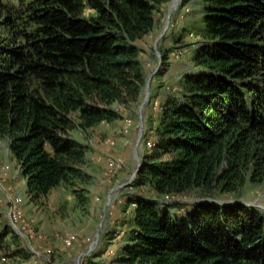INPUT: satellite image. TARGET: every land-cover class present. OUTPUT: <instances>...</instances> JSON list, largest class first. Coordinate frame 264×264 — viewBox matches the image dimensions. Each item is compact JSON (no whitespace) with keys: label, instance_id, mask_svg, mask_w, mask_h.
<instances>
[{"label":"trees","instance_id":"16d2710c","mask_svg":"<svg viewBox=\"0 0 264 264\" xmlns=\"http://www.w3.org/2000/svg\"><path fill=\"white\" fill-rule=\"evenodd\" d=\"M168 1H0L8 34L0 43V138L8 137L32 199L83 176L86 146L73 131L119 118L113 103L139 100L137 41ZM202 1L199 68L183 75L184 91L165 107L131 183L153 195L126 201L134 207L122 264H264L258 208L200 201L171 215L175 203L162 202L238 189L264 144V0ZM8 235L16 242L5 228L0 252Z\"/></svg>","mask_w":264,"mask_h":264},{"label":"rangeland","instance_id":"374dc122","mask_svg":"<svg viewBox=\"0 0 264 264\" xmlns=\"http://www.w3.org/2000/svg\"><path fill=\"white\" fill-rule=\"evenodd\" d=\"M0 1L15 6L19 0ZM203 7L202 0H169L155 11L154 27L137 41V58L145 75L139 100L127 107L113 103L119 118L71 133L86 146L82 177L61 182L45 196L32 199L20 164L9 150L8 137L0 138V232L7 228L16 235L15 243L6 236L9 248L0 252V264H122L120 249L128 240L134 207L126 201L134 194L153 195L148 187L131 183L148 151L146 142L152 145L158 138L165 107L184 91L183 75L199 68L194 56L204 40ZM4 16L0 9L1 44L8 38ZM128 119L131 125L125 130ZM260 145L263 150L264 144ZM262 150L238 189L207 195L194 190L162 202L175 203L176 207L168 209L171 215H180L200 201L239 203L264 214ZM16 196L22 198L24 221L14 227L7 211ZM70 233L78 235V242L65 247L63 239ZM16 249L20 251L14 253Z\"/></svg>","mask_w":264,"mask_h":264},{"label":"built area","instance_id":"2783aa9c","mask_svg":"<svg viewBox=\"0 0 264 264\" xmlns=\"http://www.w3.org/2000/svg\"><path fill=\"white\" fill-rule=\"evenodd\" d=\"M125 123H126L125 130H127V127L131 125V120L128 119L126 120ZM146 144L149 147L151 146V142L149 140L146 142ZM113 165H114V162L111 161L110 166H113ZM21 202H22V198L20 196L13 197L12 200L10 201V205L7 211L8 218L14 227L21 225V223L24 221L23 220L24 211L20 205ZM76 242H78V235L75 233H70L63 239V245L65 247H72ZM46 252L50 253L51 251L46 250ZM2 259L4 260L5 257H2Z\"/></svg>","mask_w":264,"mask_h":264}]
</instances>
